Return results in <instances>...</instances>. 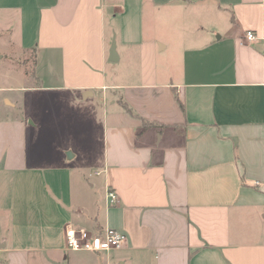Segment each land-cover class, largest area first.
Instances as JSON below:
<instances>
[{"label":"crops","instance_id":"0c3cea01","mask_svg":"<svg viewBox=\"0 0 264 264\" xmlns=\"http://www.w3.org/2000/svg\"><path fill=\"white\" fill-rule=\"evenodd\" d=\"M0 32L32 56L0 87V264H264V0H0Z\"/></svg>","mask_w":264,"mask_h":264},{"label":"rangeland","instance_id":"374dc122","mask_svg":"<svg viewBox=\"0 0 264 264\" xmlns=\"http://www.w3.org/2000/svg\"><path fill=\"white\" fill-rule=\"evenodd\" d=\"M156 18V17H155ZM153 17L151 15L146 16V24H145V34L146 36H150L152 34V29L150 30L152 25ZM164 31L159 29V34L157 33V37L165 42H168V36L163 33ZM169 32V31H167ZM24 61V62H23ZM22 62V63H21ZM25 64V68L29 71L32 68V56L31 54L27 53L25 56H22L20 50L14 45V41L8 39V36L0 32V87L5 88H12V87H19V86H26L31 85L32 80L30 78H26V71L23 68ZM6 95L11 100L18 101L20 114L25 112V105L27 101H31L32 104L28 105V108L35 114H39L40 111L35 107V103H37L38 108H41V102L43 103V110L48 112V117L55 118L54 113L56 109L55 98H45L43 100H37L35 95L32 94H25V93H13L7 92ZM30 97V98H29ZM29 98V100H28ZM53 109V110H51ZM45 135V134H44ZM56 135L53 132L47 133L45 141L42 143L45 153H52L55 152L56 149ZM41 143H37V147L40 146Z\"/></svg>","mask_w":264,"mask_h":264},{"label":"built area","instance_id":"2783aa9c","mask_svg":"<svg viewBox=\"0 0 264 264\" xmlns=\"http://www.w3.org/2000/svg\"><path fill=\"white\" fill-rule=\"evenodd\" d=\"M248 41L255 38L251 31L246 32ZM116 195L112 191H107L108 204L116 203ZM126 240V236L114 229L107 228L99 233H93L83 228L67 226L64 230V244L67 251L71 252H93L108 253L119 249Z\"/></svg>","mask_w":264,"mask_h":264},{"label":"water","instance_id":"95a60500","mask_svg":"<svg viewBox=\"0 0 264 264\" xmlns=\"http://www.w3.org/2000/svg\"><path fill=\"white\" fill-rule=\"evenodd\" d=\"M113 49H112V51H114V49H115V44L113 43V47H112Z\"/></svg>","mask_w":264,"mask_h":264}]
</instances>
